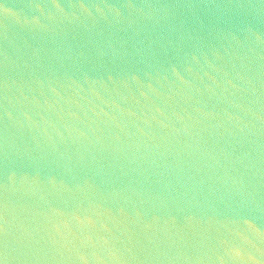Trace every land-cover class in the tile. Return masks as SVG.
Listing matches in <instances>:
<instances>
[{"label":"water","instance_id":"95a60500","mask_svg":"<svg viewBox=\"0 0 264 264\" xmlns=\"http://www.w3.org/2000/svg\"><path fill=\"white\" fill-rule=\"evenodd\" d=\"M0 264H264V0H0Z\"/></svg>","mask_w":264,"mask_h":264}]
</instances>
